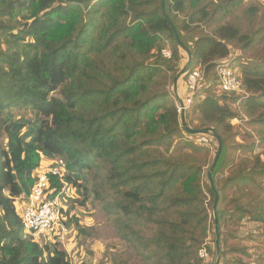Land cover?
I'll return each mask as SVG.
<instances>
[{"label":"trees","instance_id":"trees-1","mask_svg":"<svg viewBox=\"0 0 264 264\" xmlns=\"http://www.w3.org/2000/svg\"><path fill=\"white\" fill-rule=\"evenodd\" d=\"M242 2L0 0V264H70L61 244L41 245L25 233L14 206L29 198L41 160L55 158L64 169L61 177L47 175L46 193L57 199L62 221L60 198L72 187L74 204L97 203L144 264H204L197 257L208 230L204 166L186 155L199 152L198 135L184 130L175 107L186 75L176 91L173 82L190 60L187 72L200 68L219 86L216 66L224 60L233 69L232 49L264 48V26L242 34L226 21ZM211 23L209 32L191 36L192 25ZM165 43L170 60L161 55ZM260 51L255 61L238 63V77L241 112L262 130ZM217 90L192 105L193 130L215 133L224 148L237 135L230 122L241 116L219 102L239 98ZM215 174L226 176L219 188ZM211 179L214 200L215 191L235 189L228 204L235 223L264 226L263 153L237 163L225 157Z\"/></svg>","mask_w":264,"mask_h":264},{"label":"rangeland","instance_id":"rangeland-1","mask_svg":"<svg viewBox=\"0 0 264 264\" xmlns=\"http://www.w3.org/2000/svg\"><path fill=\"white\" fill-rule=\"evenodd\" d=\"M254 8H256V10L253 13L251 11ZM180 18L183 20L182 16ZM226 21H229L230 24L238 27L242 34L256 32L261 26H264V0H243L241 5L234 9L232 15L226 18ZM184 22H187V20ZM214 27L215 24L213 23L209 26H206L205 24L192 25L191 28L195 29L192 30L194 34H191V36H197L200 32H206ZM254 45L255 46L248 52L231 48L232 51L227 60L231 62L233 61V70L236 72L237 76H239L238 63L255 61V54L261 52L260 50L264 52V48L260 49V44L255 43ZM171 46L172 45L165 43L164 48L170 50ZM184 83L185 81L182 82L181 78L177 85L178 92L180 89L182 93L180 95L181 99L187 97ZM204 86H206L207 89L202 90ZM216 87L217 86L214 84L211 74L204 76L202 73V79L198 82L196 93L193 96V106H195L196 102L200 99V93L204 94L205 91L209 90L212 94H217L218 90ZM234 96L239 98L236 99L234 103L236 106V102H242V99L240 98L244 95L243 93H238ZM193 106L189 108L190 111L193 110ZM235 109H237L236 111L241 110V103L237 105ZM193 114L194 113L192 112L189 116H185L186 121L184 120V124L186 125L187 123L188 129L190 130L199 128L196 115ZM243 117H245V115L242 112V122L238 128L234 129V132L239 134L240 140L246 144L244 146L253 144L252 152L245 150L240 153L238 151L230 152L228 146L233 143H238L236 142V137L228 139L224 143L225 147H222V152L216 168L220 166L225 157H230L234 160V163H237L243 157L251 158L257 153L264 154V129L261 130L258 126L250 125V123L245 121ZM181 124L183 125L182 121ZM184 137H186V135H184ZM202 137L208 139V144L205 147H199L198 153H188L187 151L186 155L198 157L204 166L202 183L204 192L207 195L209 217L207 221L208 230L206 237L202 238L204 246L202 245L203 249L201 250H205L207 254V257L203 262L204 264H214L219 256L218 264H264V226L248 221L235 223L232 220L233 215L231 214V206L228 204L234 196L235 189H231L224 193L222 192V194L217 192L218 200L215 210L213 209L215 200L208 192V170L213 164L218 146L215 139L210 136V133H202L198 135V139ZM1 141L3 142V139ZM180 146L181 145H179L178 149ZM177 153H180V151L178 150ZM57 160L60 159H42L40 167L35 172L39 173L49 169L55 165ZM224 177L226 176L215 174L214 178L218 188L220 187V182L224 180ZM75 200H79L76 191L72 187L65 188L63 195L60 198V204L65 211L62 226H58L55 231L50 234L44 232L41 235H33L26 231L25 233L28 236H32L34 241L41 245L45 243L49 245L57 243L61 244L66 251L70 264H144L141 259H138L134 250L128 248V246L117 236L115 230L108 221L107 216L102 213L97 203L88 202L85 206L79 207L74 204ZM24 203L25 201L20 204L17 200L14 205L16 212L19 215H21V212L25 207ZM215 219L219 230V252H217L215 248V222L214 226L211 224V220ZM222 244L223 246L221 247Z\"/></svg>","mask_w":264,"mask_h":264},{"label":"built area","instance_id":"built-area-1","mask_svg":"<svg viewBox=\"0 0 264 264\" xmlns=\"http://www.w3.org/2000/svg\"><path fill=\"white\" fill-rule=\"evenodd\" d=\"M161 54L165 59L171 58V52L167 49L162 50ZM223 62L224 60L215 69V74L219 81V91L224 94L243 93L241 81L236 72L223 64ZM201 79L202 72L200 69H194L187 74L186 89L188 96L181 103L175 102V107L179 115L192 106L193 96L196 93L197 84ZM207 144L208 139L206 137L199 138L196 142L198 147H205ZM63 169V162L57 160L54 166L36 175L35 185L32 188L29 198L25 201V207L20 215L26 232L33 235H41L44 232L50 234L60 226L62 219H60L58 201L57 199L50 200L46 192L48 190L47 175L52 174L61 177ZM198 257L205 259L207 257L205 250L199 251Z\"/></svg>","mask_w":264,"mask_h":264},{"label":"water","instance_id":"water-1","mask_svg":"<svg viewBox=\"0 0 264 264\" xmlns=\"http://www.w3.org/2000/svg\"><path fill=\"white\" fill-rule=\"evenodd\" d=\"M162 1H164V0H162ZM174 32H175V31H174ZM175 35H176V32H175ZM187 65H188V66L184 67V68H183V69L177 74V76L175 77L174 82H173V90H174V91H176V87H175V85H176L177 81L180 79L181 76H184V75L187 73V71H188V69H189V66H190V60H189V63H188ZM175 94H176V96H177V93H175ZM177 98H178V96H177ZM178 102L181 103V100H180L179 98H178ZM181 121H182V123H183L184 130H186L187 133H189V134H193V135H199V134H202L201 131H193V130H189V129L186 127V125L184 124V117H183V115H181ZM209 133H210V136H212L213 139H215V141L217 142V146H218V150H217L216 156H215V158H214L213 164H212V166L210 167V169L208 170V178H209V180H210V183H212V180H211V173H212V171H213V169H214V167H215V165H216V163H217V161H218V159H219V157H220V154H221V152H222V143H221V140L219 139V137H218L215 133H213V132H209ZM217 200H218V194H217V192H215V203H214V206H213V209H214V210H215V206H216ZM214 212H215V211H214ZM214 222H215V227H216V228H215V232H216L215 248H216L217 252H219V230H218V224H217L216 219L214 220ZM218 262H219V256L217 257V259H216V261H215L214 264H218Z\"/></svg>","mask_w":264,"mask_h":264},{"label":"crops","instance_id":"crops-1","mask_svg":"<svg viewBox=\"0 0 264 264\" xmlns=\"http://www.w3.org/2000/svg\"><path fill=\"white\" fill-rule=\"evenodd\" d=\"M217 78V77H216ZM216 88H218V85H217V87ZM184 89H186V85H185V83H184ZM203 89H207L206 88V86H204V88H202V90ZM201 90V91H202ZM187 92V91H186ZM203 92V91H202ZM178 94L177 95H181L182 93H181V91H180V89H179V92H177ZM180 93V94H179ZM201 95H200V97L199 98H202L204 95L202 94V93H200ZM200 100V99H199ZM198 100V101H199ZM197 101V102H198ZM220 104H227L231 109H233V110H237V109H235L236 108V106L237 105H239L241 102H236V106L234 105V104H232V103H230V102H219ZM239 112H240V114H241V117H242V112H241V110H238ZM191 113V111L189 110V109H187L186 111H185V115H189ZM185 115H184V117H185ZM244 119H245V121H246V118L245 117H243ZM242 122V119L240 120V119H233L231 122H230V124H231V126L233 127V130L235 129V128H238L239 127V125H240V123ZM236 142L239 144V145H246L245 143H243L241 140H240V136H239V134H237V136H236ZM239 153L241 152V151H238ZM220 158V157H219ZM216 165H217V163H216ZM216 165H215V167H216ZM214 167V168H215Z\"/></svg>","mask_w":264,"mask_h":264},{"label":"clouds","instance_id":"clouds-1","mask_svg":"<svg viewBox=\"0 0 264 264\" xmlns=\"http://www.w3.org/2000/svg\"><path fill=\"white\" fill-rule=\"evenodd\" d=\"M164 49H167V48H164ZM164 49H162V50H164ZM167 50H169V49H167ZM170 51V50H169ZM162 52V51H161ZM171 52V51H170ZM162 55V54H161ZM163 57V56H162ZM165 59V58H164ZM171 59V58H170ZM170 59H165V60H170ZM195 69H200V68H195ZM194 70V69H193ZM233 70V69H232ZM192 71V70H191ZM190 72V71H189ZM189 72H187L185 75H186V77H187V74L189 73ZM202 73H203V71H202ZM215 76H216V74H215ZM182 77V76H181ZM185 85H186V79H185ZM186 91H187V89H186ZM244 92V91H243ZM178 94V93H177ZM244 94V93H243ZM178 96V98L181 100V102H182V100L183 99H181L180 98V96L179 95H177ZM177 96H175V102L177 101L178 102V98H177ZM187 96H188V91H187ZM194 104V103H193ZM192 104V105H193ZM186 111V110H185ZM185 111L182 113V114H180V118H181V115H183V117H184V113H185ZM179 115V114H178ZM190 130V129H189ZM200 259V258H199Z\"/></svg>","mask_w":264,"mask_h":264}]
</instances>
